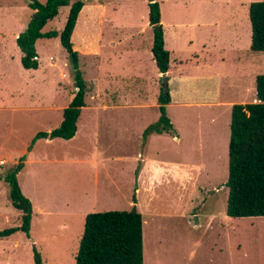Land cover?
Listing matches in <instances>:
<instances>
[{
	"label": "rangeland",
	"instance_id": "1",
	"mask_svg": "<svg viewBox=\"0 0 264 264\" xmlns=\"http://www.w3.org/2000/svg\"><path fill=\"white\" fill-rule=\"evenodd\" d=\"M82 1L83 10L71 39L74 48L80 53L79 68L83 71L88 89H93V80L98 74L93 69H100L106 61L104 54L108 49L107 52L112 56L108 62L115 63L113 69L121 74L135 73V76L140 77V83L136 80L135 87L140 86L143 93L146 90L148 96L152 95L153 84L159 78L151 58L152 29L148 27L147 0ZM155 1L162 19L165 48L170 53V85L183 96L187 93L190 98H196V103L190 107L167 108L168 116L177 124L183 139L180 133L178 141L170 135H163L149 145L142 146L144 127L158 117L156 100L154 104H140L129 111L112 106L95 110V107L87 106L78 119L80 131L75 138L62 141L65 143L51 144L50 155L43 153L42 146L39 147L46 162L38 165V172L37 164H32V157L27 156L24 168L17 175L18 183L27 195H32L36 203L42 205L44 211L37 215L33 210V226L29 229V236L17 231L0 238V264H34V248L40 253L42 264H75L85 215L115 209L129 210L132 207L127 203L131 194L127 196L126 190L113 196L111 202L96 199L95 196L105 173L115 176L113 180H118L119 187L134 181L133 171L137 165L134 159H138V152L146 153L155 166L159 167L155 164L159 162L161 169L166 168L168 173L164 180H167V176L171 178L165 183L160 182L162 185L158 187L157 194L150 197L147 213L142 218L145 219L142 237L146 264H151L155 256L160 264H264V216L231 218L226 214L228 150L222 152L219 149L221 156L217 159L218 154L215 153L218 149L213 152L214 148L208 142L211 135L206 118L216 117L214 122L221 137L227 135L228 138L231 111L215 103L204 105L202 100L209 97V100L214 98L216 102L217 98L223 97L235 104L241 103L243 99L257 101L253 81L252 97L244 92L245 84L241 81H249L251 89L253 77L264 74V52H254L249 48L248 5L260 0ZM235 9L236 14L241 18L245 16L246 21L244 35L247 49L241 48V52L236 51V47L240 49L241 43L234 42L227 32L231 22L226 17ZM68 10L69 6L60 7L57 15L45 24L42 31L62 30ZM30 14L31 9L26 0H0V36L7 35L3 39L0 37L1 58L5 59L4 52L12 51L11 45L14 52L11 60L0 59L2 175L24 155L37 131H47L58 125L57 120L62 117V113L57 108L67 103L74 89L73 69L58 37L36 41L40 64L36 71L21 67V51L13 36L25 29ZM110 20L117 24L129 22V33L118 26L113 36L114 48L131 47L132 44L130 54H126L125 48L120 58L112 55L111 44L104 39L106 33L102 27L107 26ZM89 22L92 24L88 28ZM87 29L91 34L83 38L82 33ZM107 30L111 31L110 26ZM209 35L216 37L214 43L216 41L217 45H209V53H206L202 45ZM219 48H225V51ZM238 58H247L248 62L242 63ZM132 60L136 63L135 68L130 66ZM220 78L222 87L231 83L233 91L219 94L215 86L216 80ZM110 82L106 84L114 87L115 81L111 79ZM34 83L35 86L39 84L37 92L33 90ZM12 90L18 91L14 97L10 95ZM38 92L43 101L36 99ZM41 104L44 107H39ZM19 106L22 108H16ZM183 112L190 118H198L194 121L193 130L200 131L202 146L194 148ZM126 114L132 115L133 121L126 123L122 120ZM199 120L203 122L198 124ZM93 143H98V147L93 148ZM93 158L97 159L95 165L92 163ZM48 159L51 161L48 162ZM224 162L225 167L222 166ZM192 164L193 169H198L195 179L190 174ZM36 179L43 192L41 189L40 192L36 191ZM3 183L4 186L0 188V230L21 223L20 212L10 203L8 184ZM79 191L82 194L80 198ZM193 211L198 212L199 216H190ZM35 221L40 222L39 226ZM158 224H162L163 228L157 229ZM166 239L170 242L165 243Z\"/></svg>",
	"mask_w": 264,
	"mask_h": 264
},
{
	"label": "trees",
	"instance_id": "2",
	"mask_svg": "<svg viewBox=\"0 0 264 264\" xmlns=\"http://www.w3.org/2000/svg\"><path fill=\"white\" fill-rule=\"evenodd\" d=\"M26 2L32 13L25 29L15 39L22 53V67H38L35 48L37 39L58 37L60 45L68 53L76 88L68 105L63 109L60 124L49 132H37L27 147V150H30L39 138L69 139L74 136L81 107L85 105L87 87L79 68V53L71 41L78 15L84 5L83 1ZM62 6H69L62 30L42 31L44 25L57 15ZM147 6L148 21L153 33L152 55L159 72L165 73L170 67L169 51L164 47L159 5L155 0H147ZM248 19L251 29L250 49L254 52H264V0L249 3ZM254 87L256 102L236 103L231 107L228 177L225 182L228 188L226 214L231 218L264 216V74L256 75ZM169 101V89L162 86L158 96V120L144 130V137L153 132H175L166 114V104ZM25 157L24 154L5 174H0V179L8 184L10 203L20 212L21 218L20 225L0 230V238L17 231H23L29 236L32 204L22 193L17 179V174L24 166ZM142 222V215L134 206L129 210L87 213L75 254V264H143ZM33 260L34 264H42L41 255L35 248Z\"/></svg>",
	"mask_w": 264,
	"mask_h": 264
},
{
	"label": "crops",
	"instance_id": "3",
	"mask_svg": "<svg viewBox=\"0 0 264 264\" xmlns=\"http://www.w3.org/2000/svg\"><path fill=\"white\" fill-rule=\"evenodd\" d=\"M82 10L83 9L80 10V13H82ZM236 11H237V9L233 10L232 14H229L226 17L228 22H231L230 29H227V32L233 38L234 42L241 43L240 49H238L236 47V51H238V52L240 51L241 52V48L247 49L245 35H244V33L246 32L245 31L246 21H245V16L243 18H241V16L236 14ZM31 13H32V9H31ZM80 13L78 15V19L81 16ZM78 19H77V21H78ZM28 20H29V18H28ZM28 20H27V22H28ZM77 21H76V24H77ZM92 22H89L90 23L89 25L87 24L88 28L91 26ZM107 23H109L107 26L103 25L102 27H104V30H105V33H106V37L104 39L106 41H108L107 43L111 44V53H112V55L117 57V58H120V56L123 53V50H125V48L127 49L126 54H130V52L133 50L132 49V44H131V47L127 46V47H122V48L120 47L118 49L114 48L115 47V44H114V41H115L114 39L115 38L113 36L114 33L117 31L118 26H120V27L124 28V30L128 31V26L130 25L129 22L127 21V22H123V24H117V22H111V20H110V22L108 21ZM160 24L162 25V29H163L161 15H160ZM197 24H199V23H197ZM212 25H216V23H213ZM108 26H110V28H111V31L109 30L110 32L107 30ZM149 26H151V25L149 24V21H148V27ZM25 27H26V25H25ZM75 28H76V25H75L74 29ZM74 29H73V32H74ZM151 29H152V26H151ZM141 30H143V27H141ZM144 31H145V28H144ZM73 32H72V34H73ZM83 32H84V33H82V37L83 38L86 36V34L89 35V36L91 34V31L89 29H87V30H85ZM128 33H129V31H128ZM17 35H18V33H16L13 36V39L14 38L16 39ZM128 35H130L129 37H131V34H128ZM250 35H251V29H250ZM6 36L2 35L0 37L1 38L2 37L6 38ZM71 37H72V35H71ZM44 38H48V37H44ZM215 38L216 37H214L213 35H212V37H210V35H209V37L207 38V41L203 43L202 49L204 51H206V53L207 52L209 53V50H208L209 49V45H211L213 47H215L217 45L216 41L214 43ZM2 39H0V46H2V42H1ZM39 39H42V38H39ZM39 39H37V40H39ZM152 39H153V33H152ZM163 39H164V30H163ZM71 41H72V39H71ZM72 43H73V41H72ZM239 45L240 44H238V46ZM35 46H36V42H35ZM149 46H150V44H149ZM151 46H152V44H151ZM12 47H13V45H11V48H10V49H12V51L4 52V56L3 57L5 59L1 58L2 54L0 55V59L1 60H9V59L11 60V59H13L14 52H13V48ZM164 47H165V42H164ZM130 49H132V50L130 51ZM219 49H220V51H223V52L225 51V48H219ZM107 51H108V49H107ZM107 51L104 54V58L106 59V61L103 63V65L100 67V69L98 71L96 69H93L94 73L98 72L97 78L95 80L91 79V80H93V83L95 84L93 89L89 90L88 86L86 84L87 91H86L85 97H84L85 105L81 107L79 117H80L81 113L84 110H86L87 106L88 107H95L96 108L95 110H97V109L101 110V109H105V108H108V107L112 106L113 108H116V109H124L126 111H129V110L135 109L140 104H142V105L143 104H149V103L154 104V100H156L157 101L156 107L158 109V106H159V104H158V96L160 94V90H161V87H162L161 79H160V77L162 76V73L159 72V70L156 67V65H155V67H156V70H157V77L159 78V80L153 84V88H152V91H151L152 95L148 96V93H147V91L145 89H144L145 92L143 93V90H142V88H140V86L135 87V84H134L135 81L138 80V78H140V77L135 76V73L127 72L125 74H121L120 72H117L116 70L113 69L114 66H115V63H109L108 62V59L109 58L112 59V56H110L111 54L109 55V53ZM36 52H37V50H36ZM11 54H12V56H11ZM21 55H22V53H21ZM79 55H80V53H79ZM151 56H152L151 57L152 61L155 64V61H154V58H153V55H152V51H151ZM50 58L52 60V57H50ZM169 58H170V53H169ZM220 59L223 60V58H221V57H220ZM238 59H240V58H238ZM241 61H242V63H245V62H248V59L246 58V59H243ZM130 62H131V65H130L131 68H135V64H136L135 61L132 60ZM52 64H54V63H52ZM20 65H21V63H20ZM39 65L40 64H39V60H38V67L36 68V70L39 68ZM21 67H22V65H21ZM93 68H95V67H93ZM26 70H30V69H26ZM36 70L32 69V71H36ZM88 70L90 72V68ZM169 70H170V67H169L168 71L164 73L166 75V78H167V87L169 89V95H170V101L166 104V114H167V116H168V112H167V108L168 107L174 106V108L180 109V108L190 107L192 104L196 103L195 102L196 98L195 99L190 98L191 96H188L187 93L183 96L182 94H180V92H178V90H176V89L174 90L173 89V87L170 85V80L171 79L168 77ZM255 77H256V75L251 80V89L248 86L249 85V81H245L244 79L241 81V83L245 84L244 92L249 93L251 97H252V95H254L253 89H252V81H253V84H254ZM107 78H109L110 80L112 79V80L115 81V86L114 87H113V85H107V84L111 83L110 80H108V81L106 80ZM106 82H108V83L106 84ZM139 83H140V81H139ZM73 84H74V79H73ZM33 87H34V89H33L34 92H37L38 89H39V84L37 86H35V83H34ZM215 87H218L219 94H222V91L224 93V92L233 91V89H234V86H232L231 83L228 84V86L226 85V86L222 87L221 78H220V80L219 79L216 80V86ZM75 89L76 88L74 87L73 91ZM73 91L71 92L70 97L67 100V103L63 107L57 108V109L61 110V113L63 112V109L68 105V103H69V101H70V99H71V97L73 95ZM15 92H18V91H15V90L10 91L11 97L15 96ZM21 94H23V91L21 92ZM222 96H224V98L227 97V95H222ZM42 98L43 97H41V94L38 92V95H37L36 99L39 100V101H43ZM204 99H208L209 100V97H204L202 99L204 105H205V103H206V105H212L213 103H215V105L223 107V108H225L224 106H226V109L228 111H231L232 105L235 104L234 101H230L231 99L230 100H226V99H223V97L217 98L216 102H214L215 101L214 98H212L209 101L208 100H204ZM244 103H250V102H248V99L241 100V104H244ZM39 107H44V105L41 104ZM16 108H22V107L19 106V107H16ZM24 108H27V107H24ZM159 114H160V112H159V109H158V117H159ZM183 114H184L183 117L185 118L184 121L189 124L188 133H189V136H191V142H192L194 148L202 146L203 140H202V136L200 134V131L198 129L193 130L194 125H195L194 121H196V119H198V118H190L189 115L186 116V114L184 112H183ZM79 117H78V119H79ZM158 117H157V119L154 122H156L158 120ZM183 117H181V118H183ZM168 118H169L171 124L173 125V127L175 129V132L173 134L165 133V132H163V133H155V132H153V133L148 134L146 137H144L143 136L144 130L150 124L154 123V122H152V123L148 124L146 127H144V130L142 132V146H145L146 144L149 145V143L153 142L154 140L158 139L160 136H163V135H170V136H172L173 140H175V141H178L180 138L183 139V135L181 134L180 129L178 128V126L175 123V121L170 116H168ZM201 118H199V119H201ZM78 119H77V122H76V126H77L76 132H75L74 136L69 138V139H64V138H60V137L39 138V139H37L33 143V145H32L30 150H25L24 154L26 155V157H25V160H24V166L26 164L27 156L30 155L32 157V164H34V163L37 164V172H38L39 171L38 165L41 162H46L45 161L46 159H44V157H42V152H39L40 151L39 147L42 146L43 147L42 148L43 153L45 152L48 155H50L51 153H50V147L49 146L51 144H54L56 142L57 143H65V142H62V141L71 140V139L75 138L77 133L80 131ZM133 119H134V117L132 115H129V114H126V115L122 116V120H124L126 123H129L130 121H133ZM215 120H216V117H210V118H206L205 122H208V127L207 128H208V130L210 132V135H211V137L208 138V142H210L212 144V146L214 148L213 152H214V150L216 152V149H218V151L215 154H218L216 156H217V159H219V157L221 156V154H219L220 150H222V152H223V150L224 151L228 150L229 135H230V120L228 121L229 122V125H228V129H229L228 138H227V135L226 136L224 135V136L221 137V133H219V128H217V124L214 122ZM61 121H62V117L58 118L57 122H59V123H57V124L59 125ZM100 121L103 122V118H101ZM197 122H198V124H201L203 121L199 120ZM106 123H108V122H106ZM52 129L53 128H49L45 132H49ZM37 132H39V131H37ZM179 133H180V138H179V135H178ZM192 144L190 145V147H192ZM90 145H92V144H90ZM97 147H98V143H93V148H97ZM46 148H48L49 151H46L47 150ZM91 150H92V147H91ZM137 158L138 159H134V161L136 160V162H137V165L134 167V171H133L134 181L132 180V182H129L128 184H126V186L119 187L118 180L117 181L113 180V178L115 176H112L111 173H109L110 175L108 173H105L104 174V179L100 182L99 188L97 190V196H95V197H96V199H101V200H105V201H110L111 202V201H113V196H115L116 194H119V193L122 194V193H124V190H126L127 196H129L131 194V197H129V200L127 201L128 205L132 206V207L134 206L141 213L142 218H143L144 214L147 213V202L149 201L150 197L152 195H154V193L157 194L158 187L162 185L160 182L162 181V182L165 183V182H167L168 179H171V178L169 176H167L168 177L167 180H164V178L166 177L168 171L166 170V168L161 169V163H159V162H156L155 164H158L160 166L159 167L155 166L154 162H152L149 159V157L146 156V153L138 152L137 153ZM53 160H55V159H53ZM47 161L49 162L51 160L48 159ZM96 161H97L96 158L92 159V163L94 165L96 164ZM193 165L194 164H192V166L190 165V171H191L190 174L192 176L194 175L193 179H195V178H197V175H198V171H196L198 169H195V167L193 169ZM24 166H23V168H24ZM222 166L225 167V162L223 163ZM32 172H33V170H32ZM160 172L162 173L161 180L159 179L161 177ZM53 174H55V173H53ZM3 182H5V181L3 179H0V188H2L4 186ZM5 183H7V182H5ZM35 187H36V191L37 192H40V189L42 190V187L40 186L38 179H36ZM43 188L46 189V186L44 185ZM20 189H21L22 193L24 194V196H26L27 195L26 192L21 187H20ZM4 192H5V190H4ZM42 192H43V190H42ZM132 192H133V194H132ZM8 195H9V193H8ZM27 196L26 197L30 200V202L32 204V214H33V210L37 212V215H39V213L41 211H44L42 205L41 204L39 205V203H36V201L33 199L34 197L32 195H27ZM81 196H82V194L79 191L78 192V198H80ZM84 213H85L84 211L81 212L82 215H84ZM190 216L195 218V217L199 216V213L193 211V213H191ZM142 221H143L142 225H144L145 224V219H142ZM35 222L39 226L40 222L39 221H35ZM32 226H33V221H32V217H31L30 228H32ZM195 226H197V225H194V227ZM157 227H158L157 229L163 228L162 224H158ZM142 239H143V237H142ZM169 242L170 241L166 239L165 243H169ZM167 246L168 247H173L172 245H167ZM154 252L155 253L157 252L156 248H154ZM152 260H153V262H151V264H160V262L157 260L156 256H155V258L153 257ZM143 264H146V261H145V249L143 251Z\"/></svg>",
	"mask_w": 264,
	"mask_h": 264
},
{
	"label": "water",
	"instance_id": "4",
	"mask_svg": "<svg viewBox=\"0 0 264 264\" xmlns=\"http://www.w3.org/2000/svg\"><path fill=\"white\" fill-rule=\"evenodd\" d=\"M161 84L163 87L167 86V78H166V75L164 73H162V76H161Z\"/></svg>",
	"mask_w": 264,
	"mask_h": 264
}]
</instances>
